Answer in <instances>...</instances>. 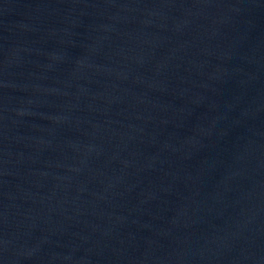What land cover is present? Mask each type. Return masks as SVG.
I'll list each match as a JSON object with an SVG mask.
<instances>
[{
	"label": "water",
	"instance_id": "1",
	"mask_svg": "<svg viewBox=\"0 0 264 264\" xmlns=\"http://www.w3.org/2000/svg\"><path fill=\"white\" fill-rule=\"evenodd\" d=\"M0 264H264V0H0Z\"/></svg>",
	"mask_w": 264,
	"mask_h": 264
}]
</instances>
